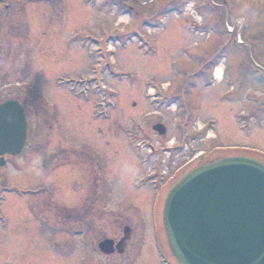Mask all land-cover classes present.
Returning <instances> with one entry per match:
<instances>
[{"label": "rangeland", "instance_id": "rangeland-1", "mask_svg": "<svg viewBox=\"0 0 264 264\" xmlns=\"http://www.w3.org/2000/svg\"><path fill=\"white\" fill-rule=\"evenodd\" d=\"M24 1L3 0L0 16V103L19 100L29 125L21 154L0 166V264H165L162 216L150 218L151 198L140 204L151 192L136 174L181 166L168 192L221 158L264 163V0ZM78 78L77 90L59 84ZM179 143L188 150L164 153ZM92 156L114 184L99 213L95 175L79 176ZM127 224L140 257L130 261L133 246L103 255L99 240Z\"/></svg>", "mask_w": 264, "mask_h": 264}, {"label": "water", "instance_id": "water-1", "mask_svg": "<svg viewBox=\"0 0 264 264\" xmlns=\"http://www.w3.org/2000/svg\"><path fill=\"white\" fill-rule=\"evenodd\" d=\"M27 129L18 101L0 105L1 166L6 154L22 152ZM153 129L166 133L162 124ZM163 223L179 264H264V163L232 157L195 169L168 194ZM129 239L126 230L119 246ZM113 244L106 239L99 248L108 255Z\"/></svg>", "mask_w": 264, "mask_h": 264}, {"label": "flooded vegetation", "instance_id": "flooded-vegetation-1", "mask_svg": "<svg viewBox=\"0 0 264 264\" xmlns=\"http://www.w3.org/2000/svg\"><path fill=\"white\" fill-rule=\"evenodd\" d=\"M33 2H34V4H39V2H45V3L50 2V3H52L53 8H56V6H57V4L55 3L54 0H33ZM184 133L185 132L182 133L183 138H185ZM106 144H108V142H106ZM186 146H185V143L179 144L178 150L179 151H182L181 149H185V150L187 149L188 150V148ZM166 168H167V165H165V159H163L161 161V163L158 164L157 167L154 168V163H150L147 170L137 172V174H136V177H138V179H137V183L135 185V188L140 190V191L143 190L144 188H148V190L151 192V197L148 194V192L146 191V192H143L142 196H140V198H139L141 205H142V203H144V204L149 203L150 198L152 199L151 200V206H150V209L148 211L150 218H152V217L158 218L160 216V214L162 213L160 211V200L162 201L163 196H164V198H165V195L167 196V192L165 191L167 184L174 181V178L177 175V171L182 170L181 166L179 168H176L174 166L173 167L174 169L171 172H170V168H167V169ZM78 174H79V169H78ZM93 175H95L94 181L96 184L97 193L95 194V192L91 191V200H89L88 204H90L91 201L94 199V201H95L94 207L97 209V212L99 213V212H101V210L104 209L103 204L106 203L105 207H107V205L110 204V202L113 200V198L115 196L114 191H113V187H114L113 176L107 174L104 171L102 163H101L99 158L92 156L90 162L83 164V167L80 169L79 176L81 178V182L84 183L86 178H89V176H90L92 179ZM153 182H157L156 186L158 188H156V186H155V184H153ZM82 192H83V187H82ZM129 200H130L129 198H127L126 200H124V198L119 200L120 205L125 206L127 203L131 202ZM154 203L156 204V206L153 208ZM145 208H146V210H148V206ZM135 213H137L140 216H142V213L144 214L143 210H140V211L135 212ZM118 216H125V215L118 214ZM122 228H123V233L125 232L126 229L130 231V237H131L130 240L127 242V244L125 246H119L118 242L122 238H120L119 240L114 238L113 239L114 240L113 252L107 257H109V258L120 257L121 259L122 258L125 259L127 252L129 253L130 249H132L131 247L133 246L132 250L134 251L136 249V251L132 252V254H131L132 256L130 258L131 259L130 261H135L138 257H140L141 246H134L133 245L134 244L132 242V240H133V237H132L133 228L129 224L122 226ZM61 229L62 228L58 226L57 231H55V232L60 233V232H62ZM131 242H132V244H131ZM154 248H155L156 254L158 256V258H156L157 260H160V259L163 260V258H165V264H178L177 260L175 259V257L171 253L169 246H168V249L170 251V254L167 251V255H169L170 259L167 258V255L164 253V250L161 251V249H160V248L166 249L165 246H154Z\"/></svg>", "mask_w": 264, "mask_h": 264}, {"label": "bare ground", "instance_id": "bare-ground-1", "mask_svg": "<svg viewBox=\"0 0 264 264\" xmlns=\"http://www.w3.org/2000/svg\"><path fill=\"white\" fill-rule=\"evenodd\" d=\"M120 18H121V16H120ZM221 72H222L221 66H220V67H217V68L215 69V76H216V78H217L218 80L220 79Z\"/></svg>", "mask_w": 264, "mask_h": 264}]
</instances>
